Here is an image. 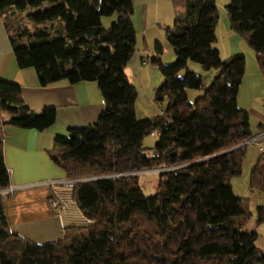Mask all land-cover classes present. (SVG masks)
Masks as SVG:
<instances>
[{"label": "trees", "instance_id": "trees-1", "mask_svg": "<svg viewBox=\"0 0 264 264\" xmlns=\"http://www.w3.org/2000/svg\"><path fill=\"white\" fill-rule=\"evenodd\" d=\"M174 1L181 9L168 39L178 60H154L164 75L159 98L169 105L139 119L138 92L125 74L138 42L133 0H0L20 68H33L42 86L96 80L105 100L95 124L56 135L50 152L73 180V198L88 222L38 243L11 228L9 194H0V264H264V235L247 228L253 212L232 185L249 141L264 131L263 123L252 130L250 112L238 103L246 56L223 58L216 46L217 0ZM227 8L232 30L248 37L264 70V0H230ZM190 60L217 72L209 87L194 71L180 76ZM189 89L203 93L191 101ZM56 121V108L30 107L22 85L0 77V191L11 187L5 133L43 131ZM154 132L159 140L149 154L144 138ZM155 169L157 192L148 195L141 175ZM250 188L264 193V153ZM255 217L264 223V205Z\"/></svg>", "mask_w": 264, "mask_h": 264}, {"label": "crops", "instance_id": "crops-1", "mask_svg": "<svg viewBox=\"0 0 264 264\" xmlns=\"http://www.w3.org/2000/svg\"><path fill=\"white\" fill-rule=\"evenodd\" d=\"M133 3L137 43L148 48L152 56L157 44L168 38V28L174 25L177 10L181 8L174 0H133ZM0 77L19 82L22 97L30 107L36 110L46 107L57 109V121L47 130L9 129L4 136V153L11 173L9 189L13 190L5 198L11 228L38 243L58 241L67 226L83 225L88 219L74 201L71 183H66L70 181L67 172L51 157L55 136L68 135L71 126L95 124L105 108L104 96L96 80L77 83L61 81L42 86L33 68L19 67L1 12ZM262 95V109L251 107L260 118L259 125L264 124V91ZM258 151L255 164L262 154L259 148ZM52 180L66 182L56 186L42 184ZM262 194L258 205H262ZM58 195L69 208L63 215L58 214L51 204L52 198ZM260 226L257 225V230Z\"/></svg>", "mask_w": 264, "mask_h": 264}, {"label": "rangeland", "instance_id": "rangeland-1", "mask_svg": "<svg viewBox=\"0 0 264 264\" xmlns=\"http://www.w3.org/2000/svg\"><path fill=\"white\" fill-rule=\"evenodd\" d=\"M220 9V19L217 28L218 42L216 46L220 49L223 58L231 55L244 53L246 56V73L243 77L240 92L238 95V103L241 108L247 109L251 116V127L254 132L258 131L260 118L253 112V106H257L258 110L262 109V92L264 91V70L260 65L256 51L249 43L248 37L242 36L232 30L230 25V18L227 6L230 0H217ZM28 12L30 11L27 10ZM34 10H31L33 12ZM249 36V35H248ZM161 51L154 48V54L151 56L148 53V48L143 45H138L132 59L128 63L125 74L129 81L136 86L137 100L136 110L139 119L155 118L161 115L169 105L167 97L160 99L159 91L164 82V75L161 70V65L154 62L155 59L160 58L164 65L176 64L178 57L169 43V39L161 40ZM232 51V52H231ZM188 70L194 71L206 77V87H209L216 78L217 72L209 73L204 70L203 66L195 61L190 60L188 67L180 72L183 77ZM189 97L194 101L203 90L189 89ZM252 105V106H251ZM159 140V132L148 134L144 138V145L149 154L153 153L157 141ZM258 148L260 143L251 141L247 147L243 163V172L232 179V185L238 195L244 196L248 202V208L253 212V217L247 223V228H257L256 224V209L260 202L262 192L253 191L250 188V180L252 170L255 166L256 154H259ZM158 169L140 172L141 184L146 194L154 195L157 192L160 176ZM261 202L264 205V199ZM259 233L264 235V223L260 224ZM259 246H263V238L258 241Z\"/></svg>", "mask_w": 264, "mask_h": 264}, {"label": "built area", "instance_id": "built-area-1", "mask_svg": "<svg viewBox=\"0 0 264 264\" xmlns=\"http://www.w3.org/2000/svg\"><path fill=\"white\" fill-rule=\"evenodd\" d=\"M263 108H264V101H263ZM264 139V131H262L261 133H259L255 138H253L252 140L249 141V143L251 141H257L260 143V151L261 153H264V142H260ZM73 180H70V181H61V180H52V181H48V182H44L42 184L44 185H49V186H56V185H60V184H63V183H72ZM13 190L11 189H5V190H2L0 191V194L1 195H7L9 193H11ZM58 194V192H57ZM75 201V200H74ZM75 203L77 204V202L75 201ZM51 204L52 206L58 211V214L60 215H63L64 213H66L68 211V205L67 203L63 200V198L61 196H56L54 198H52L51 200ZM78 205V204H77ZM79 207V206H78Z\"/></svg>", "mask_w": 264, "mask_h": 264}]
</instances>
